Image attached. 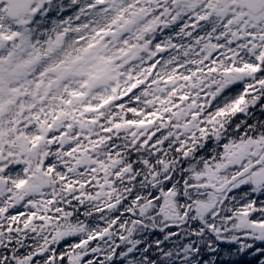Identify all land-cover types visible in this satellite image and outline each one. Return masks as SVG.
Here are the masks:
<instances>
[{
  "label": "snow or ice",
  "instance_id": "snow-or-ice-1",
  "mask_svg": "<svg viewBox=\"0 0 264 264\" xmlns=\"http://www.w3.org/2000/svg\"><path fill=\"white\" fill-rule=\"evenodd\" d=\"M0 264H264V0H0Z\"/></svg>",
  "mask_w": 264,
  "mask_h": 264
}]
</instances>
